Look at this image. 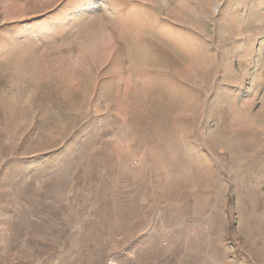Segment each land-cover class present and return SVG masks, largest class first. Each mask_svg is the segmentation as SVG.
I'll return each mask as SVG.
<instances>
[{
  "label": "rangeland",
  "instance_id": "374dc122",
  "mask_svg": "<svg viewBox=\"0 0 264 264\" xmlns=\"http://www.w3.org/2000/svg\"><path fill=\"white\" fill-rule=\"evenodd\" d=\"M0 264H264V0H0Z\"/></svg>",
  "mask_w": 264,
  "mask_h": 264
},
{
  "label": "snow or ice",
  "instance_id": "6c2138e0",
  "mask_svg": "<svg viewBox=\"0 0 264 264\" xmlns=\"http://www.w3.org/2000/svg\"><path fill=\"white\" fill-rule=\"evenodd\" d=\"M75 2V0H66V3L69 4L70 6Z\"/></svg>",
  "mask_w": 264,
  "mask_h": 264
}]
</instances>
